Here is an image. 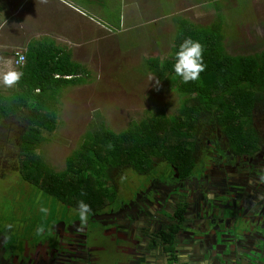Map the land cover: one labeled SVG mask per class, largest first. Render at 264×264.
Wrapping results in <instances>:
<instances>
[{
  "label": "rangeland",
  "instance_id": "374dc122",
  "mask_svg": "<svg viewBox=\"0 0 264 264\" xmlns=\"http://www.w3.org/2000/svg\"><path fill=\"white\" fill-rule=\"evenodd\" d=\"M97 1L106 8L102 9V16L96 13L97 17L107 19L108 23H113L115 27L113 47L109 46L111 42L109 38L104 40L99 36L96 45L90 46L92 50H97V55L93 57V60L83 62V66L89 74V77H86V83L63 90L59 99H56L55 106L51 105L55 113L56 126L52 132L42 134L44 140L37 153L43 163L54 172L63 171L66 158L79 149L87 133H93L100 128L113 133H121L131 125L145 119L170 118L178 114L181 97L176 91L175 83L172 82L170 76L159 71L162 62L171 54L168 52L167 44L169 43L168 46L171 47L174 43L175 19L182 18L193 26L201 27L209 26L213 22L219 23L223 48L229 56L257 55L264 50V0H143L147 14H150L147 15V18H155L157 15L162 18L168 16L169 20L173 18V24L166 20H157L156 26L162 28L164 42L162 45L153 42L148 47L147 56L141 53V44L151 33L157 32L154 30L156 27L145 22H142L139 28L132 29H129L131 25L127 21L123 25V19L127 12V0ZM1 4L4 8L9 5L3 0H0V6ZM46 7L41 6L39 10L40 19L43 21L47 20L44 18V14L45 17H48L45 12ZM158 7L160 10L154 13L153 11ZM95 19L106 23L105 20L96 17ZM145 21L150 20L146 19ZM11 22L10 15L9 18L0 15V45H3L1 40L4 39V30H7V24L9 26ZM11 28L13 27L11 26ZM23 36L21 34V41L13 43L18 45L19 50L15 51L25 52L24 43L27 42V38ZM103 45H105V50ZM15 51L13 50L12 53ZM102 54L107 55L106 60L104 56L99 58ZM2 77L3 73L0 72V94L4 95L11 91L14 85L5 86ZM149 77L155 79L150 82ZM156 79L160 81L158 88L154 87ZM255 112L252 122L260 138L262 149L264 148V108L260 106ZM23 122L22 118L15 116L8 118L5 125L0 127V167H4L8 171L6 176L2 177L0 174V225H4V228L8 227V229L10 227L8 234L23 239L31 236L33 231L37 232L36 236L30 239V244L35 246L38 244V235L44 232L48 233L54 227L55 229L72 230L74 226L78 227L81 223L76 211L71 207L69 208L63 202L49 197L34 185L21 180L18 171L19 136L22 132ZM202 137L204 139H202L201 145L214 141V136L202 135ZM219 145L227 146L223 137H221ZM212 150L215 149L208 148L204 152L206 154ZM160 159L155 157L154 165H158ZM204 164L205 161L199 160L192 173V176L201 183L204 175H201L202 170L200 169ZM159 167L160 165L155 168ZM171 174L168 164L162 166L161 174L156 175L155 178L151 172L148 175H140L135 171L131 173L130 169L126 168L113 171L111 177L116 185L117 200L109 206L106 212L89 215V222L107 220L113 210L120 207L122 203L120 201H128L140 194L149 195L148 193H150L153 195V191L156 192L153 185L155 180L165 185L177 183L174 178L176 174ZM183 190L182 187L173 189L178 192ZM215 194L217 192H214L213 195ZM155 201L157 200L155 199ZM180 201H182L181 197L171 198V203L179 204ZM134 219V214L130 213L127 220L134 221ZM204 225L207 226L206 223ZM144 226L147 227V223H144ZM208 229L207 226L204 230L207 232ZM237 229L242 230L243 234L245 233L243 227H237ZM115 234L116 238L112 244L118 245L117 248H119L122 241L125 240L118 233ZM195 237L198 236H191L190 239H195ZM207 239L210 241V248H212V244L216 243L211 240L214 238L207 236ZM195 244L199 248L206 245L202 241ZM226 248L230 250L231 246ZM153 253L155 260L164 264L162 253L161 255L157 251H153ZM108 264L116 263H112V259L109 258Z\"/></svg>",
  "mask_w": 264,
  "mask_h": 264
},
{
  "label": "trees",
  "instance_id": "16d2710c",
  "mask_svg": "<svg viewBox=\"0 0 264 264\" xmlns=\"http://www.w3.org/2000/svg\"><path fill=\"white\" fill-rule=\"evenodd\" d=\"M174 23L171 54L159 71L175 83L181 97L178 114L145 119L121 133L103 128L87 133L79 149L66 158L60 172L49 169L37 150L44 140L42 134L52 132L56 126L51 105L55 106L63 89L83 84L88 72L75 66L67 53L48 41L40 40L26 48L25 64L18 69L22 73L19 81L11 91L0 94V127L11 117L24 121L19 136L21 180L68 207L76 209L78 202L83 201L94 210L113 200L111 176L120 168L147 172L153 159L159 157L174 162L178 175L186 178L193 165L189 154L194 149L196 134L206 123L230 139L232 151L256 149L258 140L252 118L260 106L264 108V50L257 55L229 56L223 48L219 23L193 26L182 18ZM186 38L202 44L206 66L199 79L188 83L176 75L173 67L175 53ZM185 211L183 206L178 208L179 223ZM175 232L173 228L162 238L164 251L171 255L173 264Z\"/></svg>",
  "mask_w": 264,
  "mask_h": 264
},
{
  "label": "flooded vegetation",
  "instance_id": "af4514ba",
  "mask_svg": "<svg viewBox=\"0 0 264 264\" xmlns=\"http://www.w3.org/2000/svg\"><path fill=\"white\" fill-rule=\"evenodd\" d=\"M254 130L258 140L256 149L234 152L231 150L232 143L229 138L218 129H212L208 123L202 125L196 134L194 149L189 154L193 165L188 176L180 177L174 162L170 163L165 158L160 159L158 169L155 168L158 165L152 163L147 172L135 171L140 175H148L151 172L155 178L161 174L162 166L168 164L171 173L176 174L174 178L177 183L165 185L155 180L153 185L156 192L153 191V195L140 194L128 201H120L122 202L120 207L110 212L107 220L89 222V219L86 226L82 228H79L82 225L74 226L72 230L54 227L48 233L38 235V244L35 246L30 244V239L35 237L37 232L33 231L31 236L23 239L8 234L10 227L8 229L0 225V261L25 264L24 259H28L32 264L40 261L46 264H62L70 260L74 254L86 264H108L109 258L116 264H160L155 260L153 253L157 251L160 255L162 253L164 264H173L170 263L171 255L164 251L162 240L163 233H170L173 228H176L177 233L174 240L176 252L174 264H187L184 257H179L177 246L190 248L196 252L195 256H198L204 248L210 247L207 236L214 238L211 240L216 242L215 248L233 250L241 257V261L247 259L245 251L251 250L256 254L255 250H262L264 247V148L261 149L260 138L255 128ZM202 135L214 136V141L201 145L204 139ZM221 137L224 138L226 147L219 145ZM208 148L215 150L205 154L204 151ZM199 160L205 161L200 169L201 175H204L202 183L192 176ZM123 168L130 169L131 173L134 171L131 167ZM7 173L6 168L0 167L2 177ZM111 185L115 194L113 200L91 210L90 216L106 212L117 200L116 185L112 179ZM181 187L183 191H173ZM214 192L217 194L213 195ZM174 196L181 197L182 201L179 204L171 203ZM156 203L161 206H157ZM163 206L166 211L163 210ZM182 206L186 211L182 222L179 223L176 213ZM71 209L75 210L72 207ZM130 213L134 214V221L127 220ZM144 223L148 226L145 227ZM205 223L209 227L207 232L204 230L207 227ZM237 227H243L245 233L243 234ZM115 233L125 240L121 239L119 248L118 245L112 244L116 238ZM191 236L198 237L190 239ZM199 241L206 245L199 248L195 244ZM229 245L230 250L226 248Z\"/></svg>",
  "mask_w": 264,
  "mask_h": 264
},
{
  "label": "crops",
  "instance_id": "0c3cea01",
  "mask_svg": "<svg viewBox=\"0 0 264 264\" xmlns=\"http://www.w3.org/2000/svg\"><path fill=\"white\" fill-rule=\"evenodd\" d=\"M8 2L9 5L5 8L0 6V15L8 17L12 21L9 26L7 24V30H4V39L1 40L0 45V72L4 73L8 69L3 67V63L7 59H11L13 50H19L17 47L18 41H21L20 37L27 38L25 42V50L31 44H35L40 40L48 41L55 48L67 53L70 57V61L75 66L83 67V62L93 60V57L97 55V50H92L90 46L96 45L97 38L101 36L102 39H110L109 46L113 47L114 25L108 23L107 19L103 17H97L103 15L102 9L104 8L97 0H3ZM126 16L123 19V25L125 21L131 25L129 29L139 28L142 22L146 24H153L157 32L151 33L145 41L141 44V53L147 56L146 52L153 42L162 45L164 42V34L160 26H156L157 20H166L173 24V18L169 20V17L156 16L155 18H147L146 5L143 0H127ZM48 5V6H47ZM41 6L45 8V12L48 17L45 21L40 19L41 14L39 10ZM106 9V8H104ZM159 7L153 12L157 13ZM96 18L105 20L106 23L97 21ZM173 17V16H172ZM150 21H145V20ZM9 20V19H8ZM13 27L10 29V27ZM121 27V26H120ZM156 36V37H155ZM170 36V35H169ZM22 38V37H21ZM20 39V40H19ZM103 41V40H102ZM12 43V44H10ZM107 43V41H106ZM168 43V42H167ZM104 44V43H102ZM108 44V43H107ZM155 44V45H157ZM169 44V43H168ZM168 52H171L172 46H168ZM105 50V45H103ZM23 52V51H21ZM167 52V53H168ZM24 53V52H23ZM107 59V55H100L99 58ZM133 58V55H132ZM102 59V60H104ZM153 59V58H152ZM85 69V68H84ZM86 70V69H85ZM88 72V71H87ZM89 77V74L87 78ZM86 80V79H85ZM86 81L83 83L85 84ZM80 84V85H83ZM79 86V85H77ZM69 86L63 90H68ZM62 90V91H63ZM61 91V92H62ZM60 92V93H61ZM244 243V242H243ZM245 244V243H244ZM177 252L179 257L185 258L187 264H264V247L263 249L255 250L256 254H253L251 250L245 251L247 259L241 261V257L237 256L235 251H227L225 248H215V243L212 248H204L200 255L195 256V253L190 248H180L177 246ZM245 248V246H244ZM187 249V250H185ZM251 249V247L249 248ZM255 255V256H254ZM196 258V259H195ZM251 259V260H248ZM200 261V262H199ZM0 264H10L9 261H0ZM34 264H46L42 261L35 262ZM62 264H86L81 261V258L74 254L71 255L70 260L63 262Z\"/></svg>",
  "mask_w": 264,
  "mask_h": 264
},
{
  "label": "clouds",
  "instance_id": "9594fccd",
  "mask_svg": "<svg viewBox=\"0 0 264 264\" xmlns=\"http://www.w3.org/2000/svg\"><path fill=\"white\" fill-rule=\"evenodd\" d=\"M23 57H20V63L23 61ZM175 64L174 71L177 76L182 78L184 83H188L190 81H195L199 79L200 73L205 70V64L203 62V46L198 41H194L191 38H186L180 44L178 51L175 53ZM13 61L11 59H7L3 63V67L8 69L3 73L2 82L5 86L11 87L16 84L22 73L12 69ZM155 78L149 77L150 82ZM160 85V81L158 79L155 80L154 87L158 88ZM111 147V145H109ZM80 223L82 226H86L89 215L91 213V208L89 205L84 203L83 201H79L77 204V208L75 209Z\"/></svg>",
  "mask_w": 264,
  "mask_h": 264
},
{
  "label": "built area",
  "instance_id": "2783aa9c",
  "mask_svg": "<svg viewBox=\"0 0 264 264\" xmlns=\"http://www.w3.org/2000/svg\"><path fill=\"white\" fill-rule=\"evenodd\" d=\"M21 56L24 58L23 61H21L20 63H17V61H20V57ZM11 60L13 61V63H12V69L18 71V69L22 68L24 66V64H25V56H24V53L21 52V51H15L13 53V55H12Z\"/></svg>",
  "mask_w": 264,
  "mask_h": 264
},
{
  "label": "water",
  "instance_id": "95a60500",
  "mask_svg": "<svg viewBox=\"0 0 264 264\" xmlns=\"http://www.w3.org/2000/svg\"><path fill=\"white\" fill-rule=\"evenodd\" d=\"M24 261H25V264H32L31 262H29L28 259H24ZM31 261H34L35 262V260H31Z\"/></svg>",
  "mask_w": 264,
  "mask_h": 264
}]
</instances>
